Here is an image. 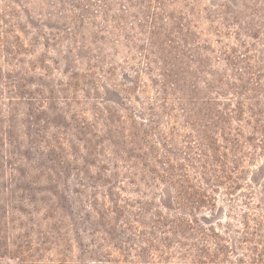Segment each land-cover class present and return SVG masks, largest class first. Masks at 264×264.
<instances>
[{"label": "trees", "instance_id": "trees-1", "mask_svg": "<svg viewBox=\"0 0 264 264\" xmlns=\"http://www.w3.org/2000/svg\"><path fill=\"white\" fill-rule=\"evenodd\" d=\"M0 1V103L9 100L0 106L9 181L0 256L264 264V0L242 2L232 43L214 26L226 16L208 18L218 47L211 38L201 45L199 2L163 0L159 12H144L153 23L142 51L153 102L101 108L96 71L92 117L70 110L69 89L52 83L49 52L33 58L39 40L22 22L34 18L23 0ZM134 70L136 90L144 72Z\"/></svg>", "mask_w": 264, "mask_h": 264}, {"label": "rangeland", "instance_id": "rangeland-1", "mask_svg": "<svg viewBox=\"0 0 264 264\" xmlns=\"http://www.w3.org/2000/svg\"><path fill=\"white\" fill-rule=\"evenodd\" d=\"M0 2L1 11L4 4ZM196 2L207 8L204 13L207 18H201L197 24L201 45L205 46L204 40L210 38L215 40L217 47L222 44L217 42L219 36L209 34L212 22L208 18L213 14L216 20L221 21L222 16H226L225 25L215 21L214 26L222 32L221 42L232 43L243 18L244 0H168L167 4L182 7ZM21 4L28 7L34 16L31 23L26 17L22 21L28 26L31 40H39L33 58L37 59L43 51L49 52L48 63L54 73L51 81L58 85L62 81L69 89V102L73 108L70 110L75 108L78 113L89 117L96 113L88 103L96 104V71L101 79V108L115 106L114 102H118L123 106L132 104L141 111L153 102V82L145 74L148 60L142 55L143 49L150 48L148 32L153 23L152 18H144V12H159L163 0H23ZM42 30L44 37L39 34ZM43 43L47 44L46 47ZM132 66L144 72V83L136 90L132 89V81L139 73ZM112 69L113 75H110ZM75 72L80 74L77 81L73 77ZM76 82L75 90L73 85ZM1 101L0 106L6 110L8 98L3 96ZM120 113L127 112L122 110ZM8 182L0 169V222L6 212L2 199ZM2 244L0 240V246ZM10 252L11 255L0 256V264H45L32 261V257L23 260L14 251Z\"/></svg>", "mask_w": 264, "mask_h": 264}]
</instances>
